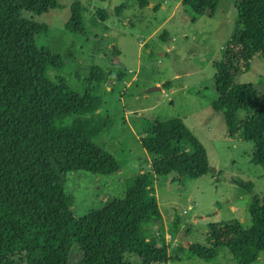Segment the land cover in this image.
<instances>
[{
	"label": "trees",
	"instance_id": "trees-1",
	"mask_svg": "<svg viewBox=\"0 0 264 264\" xmlns=\"http://www.w3.org/2000/svg\"><path fill=\"white\" fill-rule=\"evenodd\" d=\"M135 1L140 9L149 4ZM220 1L183 0L182 5L194 16H213ZM56 8V0H0V264H67L73 246L82 254L80 264H132L126 256L142 264H166L167 249L147 232L162 221L153 178L202 177L208 169L205 148L182 120L144 121L140 144L155 157L152 174L134 178L124 199L108 202L83 220L75 218L63 176L84 171L108 177L123 165L95 145L115 123L97 114L105 71L89 69L87 84L93 88L83 94L48 75L63 71L65 61L41 45L49 29L33 17ZM237 13L235 36L224 61L216 64L212 109L222 115L230 139L240 136L252 143L251 163L264 173V95L236 83L251 59L264 61V0H240ZM98 16L106 20L105 13ZM64 29L85 35L79 3L71 6ZM240 114H245L242 120ZM248 212L249 229L213 226L212 247L191 245L190 254L211 263L216 250L225 248L234 264L256 262L264 252V205L254 199ZM173 226L178 227L177 218Z\"/></svg>",
	"mask_w": 264,
	"mask_h": 264
},
{
	"label": "rangeland",
	"instance_id": "rangeland-1",
	"mask_svg": "<svg viewBox=\"0 0 264 264\" xmlns=\"http://www.w3.org/2000/svg\"><path fill=\"white\" fill-rule=\"evenodd\" d=\"M182 1L149 0L140 9L135 0H56L58 8L33 17L49 29L41 45L65 61L63 71L48 72L51 79L61 77L83 94L93 88L87 84L91 67L107 74L99 85L103 103L97 114L115 123L95 145L123 165L108 177L67 173L63 192L72 199L71 212L80 220L108 202L124 199L134 178L152 174L155 157L140 144L144 121L182 120L205 148L208 169L198 179L154 176L162 221L147 232L159 248L167 249L170 261L166 264H234L225 248L216 250L214 261L206 263L192 256L189 247L211 248L213 226L216 230L225 225L249 229V206L254 199L264 205V173L251 163L252 143L240 136L230 139L222 115L212 109L217 101L216 64L224 61L235 36L240 0H221L213 16H194ZM76 2L82 8L84 36L64 29ZM101 12L106 15L104 21L99 19ZM236 83L251 85L264 95L263 59H251ZM153 87L159 90L148 92ZM244 116L240 114L239 119ZM81 258L73 246L67 264H80ZM126 259L142 264L136 256ZM253 264H264V252Z\"/></svg>",
	"mask_w": 264,
	"mask_h": 264
},
{
	"label": "water",
	"instance_id": "water-1",
	"mask_svg": "<svg viewBox=\"0 0 264 264\" xmlns=\"http://www.w3.org/2000/svg\"><path fill=\"white\" fill-rule=\"evenodd\" d=\"M159 90V88L158 87H153V88H150L149 90H148V92H154V91H158ZM186 245V244H185Z\"/></svg>",
	"mask_w": 264,
	"mask_h": 264
}]
</instances>
